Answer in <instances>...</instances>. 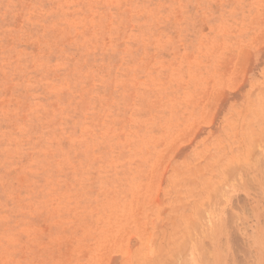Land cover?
I'll return each instance as SVG.
<instances>
[{
	"label": "rangeland",
	"instance_id": "1",
	"mask_svg": "<svg viewBox=\"0 0 264 264\" xmlns=\"http://www.w3.org/2000/svg\"><path fill=\"white\" fill-rule=\"evenodd\" d=\"M0 264H264V0H0Z\"/></svg>",
	"mask_w": 264,
	"mask_h": 264
}]
</instances>
